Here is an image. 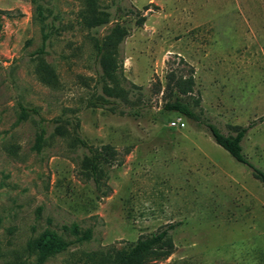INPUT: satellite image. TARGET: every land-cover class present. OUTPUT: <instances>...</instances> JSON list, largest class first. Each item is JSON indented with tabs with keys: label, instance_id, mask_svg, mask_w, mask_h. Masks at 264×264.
Segmentation results:
<instances>
[{
	"label": "rangeland",
	"instance_id": "374dc122",
	"mask_svg": "<svg viewBox=\"0 0 264 264\" xmlns=\"http://www.w3.org/2000/svg\"><path fill=\"white\" fill-rule=\"evenodd\" d=\"M96 2L109 22L88 29L83 0H0V264L46 232L72 244L44 264H92L83 254L171 225L173 253L151 264H264V186L205 127L164 109L180 98L224 134L249 127L243 152L264 171V0ZM116 23L129 32L117 74L128 98L102 106L94 39ZM171 74L192 76V93L169 87ZM74 132L117 151L100 189Z\"/></svg>",
	"mask_w": 264,
	"mask_h": 264
},
{
	"label": "trees",
	"instance_id": "16d2710c",
	"mask_svg": "<svg viewBox=\"0 0 264 264\" xmlns=\"http://www.w3.org/2000/svg\"><path fill=\"white\" fill-rule=\"evenodd\" d=\"M35 10L37 18L42 28H44L47 26L44 9L35 2ZM79 15L82 25L88 29L100 27L109 22L108 14L99 10L96 0H83V8ZM128 35V29L116 23L105 36L94 39V49L101 68L102 90L105 96H100L98 99L102 106L110 104L108 98L122 101L128 98L127 92L117 82V74L121 65L120 46ZM46 41L47 35L44 34L42 47L38 51L39 55L45 53ZM41 64L46 76L55 79L53 71L44 63ZM168 85L179 95L187 96L193 91L194 78L189 76L187 78L180 77L176 79L174 74H171L169 75ZM164 109L176 112L205 127L212 140L223 148L236 162L250 168L253 176L264 186V171L253 166L243 152L242 142L249 127L236 126L233 128L234 134H224L214 124L201 120L197 113L180 98H177L173 102H167ZM22 115L25 116L26 114L23 112ZM76 126L79 125L76 124ZM56 129L59 134H63L61 125L57 126ZM73 139L80 146L88 147L77 132H74ZM43 140L44 133L41 132L36 138L35 148L37 150L42 147ZM88 148L90 156L85 160V167L89 177L93 179L96 187L100 189L104 167L111 164V161L116 158L117 151L110 146L103 147L101 151ZM174 228L175 225H171L160 232L140 238L127 248L96 250L85 253L83 256L92 264H151L152 262L162 261L168 258L174 251L175 246L171 236V231ZM71 233L76 237L77 242L89 241L91 237L90 230L81 232L77 225L72 226ZM71 244L72 242L64 240L54 232H46L37 238L31 239L24 249V256H17L12 264H44L50 257L68 250Z\"/></svg>",
	"mask_w": 264,
	"mask_h": 264
},
{
	"label": "built area",
	"instance_id": "2783aa9c",
	"mask_svg": "<svg viewBox=\"0 0 264 264\" xmlns=\"http://www.w3.org/2000/svg\"><path fill=\"white\" fill-rule=\"evenodd\" d=\"M180 123L179 122H172V126H179ZM183 126V124H181Z\"/></svg>",
	"mask_w": 264,
	"mask_h": 264
}]
</instances>
